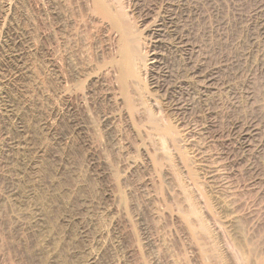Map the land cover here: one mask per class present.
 <instances>
[{
    "label": "rangeland",
    "instance_id": "374dc122",
    "mask_svg": "<svg viewBox=\"0 0 264 264\" xmlns=\"http://www.w3.org/2000/svg\"><path fill=\"white\" fill-rule=\"evenodd\" d=\"M0 264H264V0H0Z\"/></svg>",
    "mask_w": 264,
    "mask_h": 264
},
{
    "label": "bare ground",
    "instance_id": "6f19581e",
    "mask_svg": "<svg viewBox=\"0 0 264 264\" xmlns=\"http://www.w3.org/2000/svg\"><path fill=\"white\" fill-rule=\"evenodd\" d=\"M170 2V1H169ZM136 4V3H135ZM167 9H169V7L167 8ZM171 9V8H170ZM139 10V9H138ZM155 13V12H154ZM142 14V13H141ZM148 14V13H147ZM160 14V13H159ZM158 14V15H159ZM153 16V15H152ZM163 17H164V15H163ZM139 18V17H138ZM148 18H149V16H148ZM155 18V17H154ZM140 19V18H139ZM150 19V18H149ZM154 20V19H153ZM157 20V19H156ZM155 20V21H156ZM171 20V19H170ZM167 22V21H166ZM154 23V22H153ZM155 24V23H154ZM146 26V25H145ZM148 27H149V29H148ZM146 29H148V33H149V36L151 37V38H153V39H158L159 37H161V35L162 34H160L161 33V29L159 28V25H152V26H148ZM144 28V27H143ZM145 29V28H144ZM145 31V30H144ZM166 32V31H165ZM168 33V32H167ZM163 36V35H162ZM172 38V37H171ZM174 39V38H173ZM176 40V39H175ZM153 41V40H152ZM152 41H150V42H152ZM154 42L155 41H153L152 42V44H154ZM165 42V41H164ZM177 42V41H176ZM167 43V42H166ZM169 43V42H168ZM171 43V42H170ZM169 43V44H170ZM184 45H186V44H184ZM153 48H155V47H153ZM163 48V47H162ZM164 49V48H163ZM157 51V50H156ZM191 52V51H190ZM153 54L154 53H152L150 56L152 57L153 56ZM131 55V54H130ZM128 57H130V56H128ZM131 58V57H130ZM156 60V59H155ZM149 62V64H151V63H155V61H154V58L152 57V58H150L149 60H148ZM152 66H154V65H152ZM151 67V66H150ZM152 68V67H151ZM190 68H191V66H190ZM194 68V67H193ZM149 69V68H148ZM153 69V68H152ZM192 69V68H191ZM206 71V70H205ZM158 73V72H157ZM203 73V72H202ZM150 75V74H149ZM159 75V74H158ZM201 77V76H200ZM152 79V78H151ZM192 79V78H191ZM193 80V79H192ZM156 81V80H155ZM182 82V81H181ZM197 82V81H196ZM163 83V82H162ZM164 84V83H163ZM176 84V83H175ZM168 85V84H167ZM157 86V85H156ZM208 86V85H207ZM183 88V87H182ZM168 89V88H167ZM163 94H165V93H163ZM238 131V130H237ZM243 131V130H242ZM241 132V131H240ZM247 132V131H246ZM250 132V131H249ZM243 143V142H242ZM245 147V146H244Z\"/></svg>",
    "mask_w": 264,
    "mask_h": 264
}]
</instances>
